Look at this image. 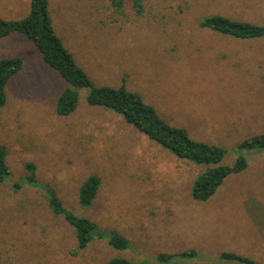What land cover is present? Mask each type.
<instances>
[{"label": "rangeland", "instance_id": "rangeland-1", "mask_svg": "<svg viewBox=\"0 0 264 264\" xmlns=\"http://www.w3.org/2000/svg\"><path fill=\"white\" fill-rule=\"evenodd\" d=\"M48 0L52 25L95 85L138 93L171 125L224 149L222 165L242 156L247 167L227 177L206 202L189 189L204 166L179 160L112 112L89 107L59 117L54 102L65 87L20 35L0 40V58L24 66L6 87L0 145L10 176L0 185L1 264H105L115 256L156 264L159 253L193 251L179 264H264V150H239L264 133V38L239 40L200 28L221 16L264 26V0ZM29 0H0V19L17 21ZM35 166L36 181L99 229L125 236L123 252L93 240L76 252L73 231L53 215L40 188L12 185ZM96 175L94 203L77 201L80 182ZM175 261H172V263Z\"/></svg>", "mask_w": 264, "mask_h": 264}, {"label": "trees", "instance_id": "trees-1", "mask_svg": "<svg viewBox=\"0 0 264 264\" xmlns=\"http://www.w3.org/2000/svg\"><path fill=\"white\" fill-rule=\"evenodd\" d=\"M123 0H113V5L121 7ZM143 0H132L136 15L143 10ZM199 27L211 30L220 35L239 40L264 38V26L246 21H235L221 16L205 17ZM12 35H20L31 42L41 55L42 62L65 83L54 102L57 116L67 117L75 112L78 106V90H86L85 102L89 107L101 108L119 116L125 124L147 137L158 147L168 151L179 160L198 166H204L192 180L189 194L196 201H208L222 185L224 180L233 174L244 171L247 162L238 156L231 166L222 165L225 151L220 146L192 138L180 127L171 125L162 118L157 110L147 104L136 92L126 89L123 85H95L88 74L76 62L73 54L57 35L48 10V0H29V13L17 21L0 19V40ZM20 57L0 58V112L7 104L6 87L9 81L23 69ZM239 150H264V133L245 138ZM7 148L0 145V185L10 176L7 165ZM26 176L12 185L17 192L22 186L40 188L45 195L50 212L61 217L73 231L76 252L84 250L93 240H101L116 252H123L130 247L127 238L118 232L101 230L89 218L77 215L67 209L56 193L35 179V166L27 164ZM100 179L96 175L84 178L77 188V201L82 208L91 206L98 194ZM193 251L175 254L159 253L154 257L156 264H179V258L192 256ZM223 260L238 261L251 264V261L232 253H222ZM172 261H175L172 263ZM1 264V256H0ZM105 264H145L137 263L121 256H115Z\"/></svg>", "mask_w": 264, "mask_h": 264}]
</instances>
